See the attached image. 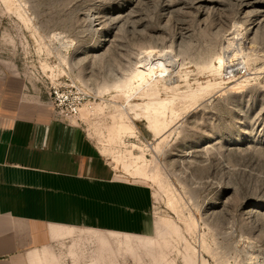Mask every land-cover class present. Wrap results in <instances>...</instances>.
<instances>
[{"label":"rangeland","instance_id":"obj_1","mask_svg":"<svg viewBox=\"0 0 264 264\" xmlns=\"http://www.w3.org/2000/svg\"><path fill=\"white\" fill-rule=\"evenodd\" d=\"M150 55L168 65L156 95L137 77ZM6 66L80 86L103 108L74 124L153 193L149 238L78 229L55 264H264V0H0ZM164 99L156 134L142 107Z\"/></svg>","mask_w":264,"mask_h":264},{"label":"crops","instance_id":"obj_2","mask_svg":"<svg viewBox=\"0 0 264 264\" xmlns=\"http://www.w3.org/2000/svg\"><path fill=\"white\" fill-rule=\"evenodd\" d=\"M78 229L150 237L151 187L120 174L80 125L55 118L17 68L0 67V264H55L57 242Z\"/></svg>","mask_w":264,"mask_h":264},{"label":"bare ground","instance_id":"obj_3","mask_svg":"<svg viewBox=\"0 0 264 264\" xmlns=\"http://www.w3.org/2000/svg\"><path fill=\"white\" fill-rule=\"evenodd\" d=\"M56 35V34H55ZM156 55V54H155ZM151 56V55H150ZM161 57V56H160ZM158 60V59H157ZM156 60H152V56L144 60L139 67L137 71V77L139 78L140 84H146L147 85V91L151 92L152 95H156L157 93V85L158 83L162 82L165 76H168V68L163 63L161 65H157ZM101 105H91L90 107L88 105H85L81 108V111H85V113H91L95 109L97 111L102 110ZM142 110L145 114V117L150 125V128L156 133L159 134L164 128L167 127L168 121H167V114L170 112L172 114V101L168 99L164 100H152L149 102H146L145 105L142 107ZM119 118H122V114H119ZM119 130L122 131V128L119 127ZM131 151V150H130ZM132 152V151H131ZM130 158L127 160L128 162L124 164V166L128 169L129 167H133V170L130 171L127 170L132 175H143L145 174L144 168L138 165V161L144 160V156L141 154V156H134L132 153H129ZM126 161V160H125ZM144 163V162H143ZM115 168V166H114ZM126 171V172H127ZM147 174V173H146ZM140 177V176H139ZM111 235L118 236L120 234H113ZM126 244H129L131 237L130 235H123ZM136 237V236H135ZM139 238V237H137ZM147 239L149 237H143L142 239ZM135 239V238H134Z\"/></svg>","mask_w":264,"mask_h":264},{"label":"built area","instance_id":"obj_4","mask_svg":"<svg viewBox=\"0 0 264 264\" xmlns=\"http://www.w3.org/2000/svg\"><path fill=\"white\" fill-rule=\"evenodd\" d=\"M22 76L26 79L25 75L22 74ZM38 80L46 81V78L40 75ZM42 85L44 87L43 94L51 106L53 116L67 123H77L80 120V110L86 102V95L80 86L70 79H56L53 83Z\"/></svg>","mask_w":264,"mask_h":264}]
</instances>
